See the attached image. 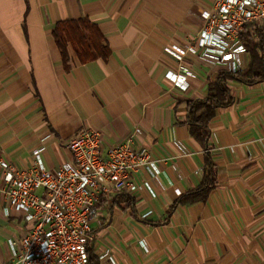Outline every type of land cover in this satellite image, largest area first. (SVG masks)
Returning <instances> with one entry per match:
<instances>
[{"label": "crops", "instance_id": "obj_1", "mask_svg": "<svg viewBox=\"0 0 264 264\" xmlns=\"http://www.w3.org/2000/svg\"><path fill=\"white\" fill-rule=\"evenodd\" d=\"M212 0H0V151L19 168L41 149L54 170L74 157L68 141L99 130L104 147L134 136L152 152L158 173L133 176L146 187L102 199L93 223L101 264H264V81H231L234 103L210 122L217 185L207 201L178 205L204 175L206 149L190 133L188 102L204 98L222 65L187 49ZM86 17L111 50L70 68L53 37L59 21ZM249 64V55H248ZM247 64V66H248ZM133 201L132 204L127 200ZM130 201V202H132ZM23 214L0 202V264L10 238L26 231ZM108 256L113 257L112 262Z\"/></svg>", "mask_w": 264, "mask_h": 264}, {"label": "built area", "instance_id": "obj_2", "mask_svg": "<svg viewBox=\"0 0 264 264\" xmlns=\"http://www.w3.org/2000/svg\"><path fill=\"white\" fill-rule=\"evenodd\" d=\"M196 34V44L187 49L174 46L180 59L187 52L210 65L239 72L248 64V50L240 34L246 23L264 29V0H212ZM134 136L104 147V136L87 129L71 138L67 146L74 161L57 169L46 168L41 149L33 163L19 168L0 151V202L5 215L23 214L26 231L10 238L9 264H88L94 249L93 223L100 219L102 199L118 193H134L146 187L155 196L153 183L134 181L141 168L158 173L152 152L134 147ZM101 255L99 258H103ZM114 262L113 257L108 256Z\"/></svg>", "mask_w": 264, "mask_h": 264}, {"label": "trees", "instance_id": "obj_3", "mask_svg": "<svg viewBox=\"0 0 264 264\" xmlns=\"http://www.w3.org/2000/svg\"><path fill=\"white\" fill-rule=\"evenodd\" d=\"M53 37L67 69L71 66L70 46L81 63L100 58L107 60L111 54L100 27L86 17L59 21L53 30ZM240 38L248 50V66L239 72L229 70L220 72L217 79L209 83L206 97L188 102L187 122L190 133L206 149L204 175L196 189L188 191L174 201L169 209V214L178 205L207 201L211 191L217 185V166L209 153L210 122L216 116L219 108H225L234 103L229 83L239 81L253 85L264 81V29L256 27L253 23H246ZM120 194L127 195L118 193L117 196ZM127 200L130 204L133 203L130 197ZM88 264H101L94 249L89 250Z\"/></svg>", "mask_w": 264, "mask_h": 264}, {"label": "rangeland", "instance_id": "obj_4", "mask_svg": "<svg viewBox=\"0 0 264 264\" xmlns=\"http://www.w3.org/2000/svg\"><path fill=\"white\" fill-rule=\"evenodd\" d=\"M259 28V27H258Z\"/></svg>", "mask_w": 264, "mask_h": 264}]
</instances>
